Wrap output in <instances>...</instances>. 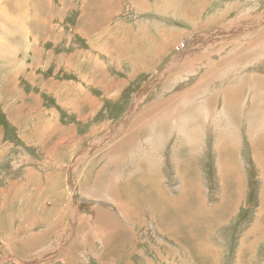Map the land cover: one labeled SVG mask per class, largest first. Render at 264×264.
<instances>
[{
    "label": "rangeland",
    "instance_id": "374dc122",
    "mask_svg": "<svg viewBox=\"0 0 264 264\" xmlns=\"http://www.w3.org/2000/svg\"><path fill=\"white\" fill-rule=\"evenodd\" d=\"M262 27L264 0H0V264H264Z\"/></svg>",
    "mask_w": 264,
    "mask_h": 264
},
{
    "label": "bare ground",
    "instance_id": "6f19581e",
    "mask_svg": "<svg viewBox=\"0 0 264 264\" xmlns=\"http://www.w3.org/2000/svg\"><path fill=\"white\" fill-rule=\"evenodd\" d=\"M218 30H219V29H218ZM220 32H222V31L220 30ZM263 32H264V29H263ZM217 35H218V34H217ZM221 35H222V34H221ZM217 38H218V36H217ZM250 46H251V44H250ZM183 50H184V49H183ZM240 59H241V58H239L238 60H240ZM247 61H248V60H247ZM183 62H184V61H183ZM248 62H249V61H248ZM181 64H182V63H181ZM178 65H180V64H178ZM260 66H261V65H260ZM232 70H233V69H232ZM259 71H260V70H259ZM240 72H242V71H240ZM226 77H227V76H226ZM239 82H240V81H239ZM262 82H263V81H262ZM240 84H241V83H240ZM250 92H251V91H250ZM253 93H254V92H253ZM233 95H234V94H233ZM248 95H249V93H248ZM252 95H253V94H252ZM254 95H255V94H254ZM254 95H253V96H254ZM235 96H236V95H235ZM252 99H254V98H252ZM252 99H250V100H252ZM245 102H246V101H245ZM226 103H227V102H226ZM251 103H253V102H251ZM238 104H239V103H238ZM252 105H253V104H252ZM255 105H256V104H255ZM162 106L164 107V105H162ZM241 106H242V105H241ZM258 106H259V105H258ZM261 106H262V105H261ZM263 106H264V105H263ZM263 106H262V107H263ZM239 107H240V106H239ZM246 107H247V106H246ZM253 107H254V106H253ZM262 107H261V108H262ZM256 108H257V107H256ZM259 108H260V107H259ZM259 108H258V109H259ZM251 109H252V108H251ZM254 109H255V108H254ZM252 110H253V109H252ZM255 110H256V109H255ZM263 110H264V109H263ZM153 111H154V109H153ZM246 111H247V110H246ZM248 111H250V110H248ZM260 111H261V110H260ZM148 113H149V112H148ZM240 113H241V112H240ZM250 114H252V113H250ZM257 114H258V112H257ZM257 114H255V115H257ZM153 115H154V114H153ZM247 115H248V114H247ZM258 115H259V114H258ZM261 115H262V114H261ZM150 116H151V115H150ZM245 116H246V115H245ZM249 116H250V115H249ZM249 116H248V117H249ZM263 116H264V115H263ZM263 116H262V117H263ZM156 117H157V116H156ZM239 117H240V116H239ZM248 117H247V118H248ZM255 117H256V116H255ZM255 117H254V118H255ZM258 117H260V115H259ZM258 117H257V118H258ZM262 117H261V119H262ZM263 118H264V117H263ZM248 119H250V118H248ZM248 119H247V120H248ZM250 120H251V119H250ZM241 121H242V120H241ZM45 122H46V121H45ZM245 122H246V120H245ZM259 123H260V122H259ZM263 124H264V123H263ZM52 125H53V124H52ZM235 128H236V127H235ZM41 134H42V133H41ZM261 134H262V133H261ZM255 137H256V136H255ZM260 137H261V136H260ZM30 140H31V139H30ZM35 140H36V139H35ZM258 140H259V139H258ZM203 142H204V141H203ZM225 142H226V141H225ZM259 142H260V141H259ZM254 144H255V143H254ZM236 145H237V144H236ZM255 145H256V144H255ZM244 146H245V145H244ZM247 148H248V147H247ZM253 148H254V147H253ZM256 149H257V148H256ZM114 150H115V149H114ZM119 150H120V149H119ZM115 154H116V152H115ZM118 154H119V153H118ZM255 157H256V156H255ZM204 158H205V157H204ZM230 160H231V159H230ZM232 161H233V160H232ZM225 163L228 164V161L226 162V160H225ZM186 165H187V164H186ZM262 170H263V169H262ZM263 172H264V171H263ZM190 178H192V177H190ZM186 189H188V188H186ZM186 191H187V190H186ZM260 194H261V193H260ZM223 198H224V197H223ZM161 199H162V198H161ZM185 199H187V198H185ZM188 199H189V198H188ZM195 200H196V199H195ZM187 203H188V201H187ZM190 203H191V201H190ZM188 205H193V204H188ZM194 205H195V204H194ZM194 205H193V206H194ZM196 205H197V204H196ZM262 206L264 207V196H263V199H262ZM192 209H193V208H192ZM261 216H262V215H261ZM192 221H193V220H192ZM196 221H197V220H196ZM256 221H257V220H256ZM102 222H103V221H102ZM197 222H198V221H197ZM169 224H170V223H169ZM194 224H195V223H194ZM196 224H197V223H196ZM256 225H257V224H256ZM193 226L195 227V225H193ZM192 229H193V227H192ZM251 229H252V228H251ZM257 230H258V228H257ZM257 230H255V232H256ZM263 230H264V229H263ZM190 231H191V230H190ZM248 233H250V232H248ZM250 234H251V233H250ZM253 234H255V233H253ZM246 249H247V248H246ZM247 250H248V249H247ZM30 264H31V263H30Z\"/></svg>",
    "mask_w": 264,
    "mask_h": 264
},
{
    "label": "crops",
    "instance_id": "0c3cea01",
    "mask_svg": "<svg viewBox=\"0 0 264 264\" xmlns=\"http://www.w3.org/2000/svg\"><path fill=\"white\" fill-rule=\"evenodd\" d=\"M263 29H264V27H262V29H259V31H258L257 33H259L260 35L262 34V36H264ZM207 36H208V35H207ZM215 37H216V36H214L213 38H214V39H217V38H215ZM209 39H210V41H213V40H212V37H209ZM203 43H204V44L202 45V47L206 45L205 42H203ZM212 43H213V42H212ZM181 50H183V49H181ZM177 51H179V50H177ZM193 56H194V55H191V56L188 57V58H191V57H193ZM176 59H179V58L177 57ZM241 59H242V58H241ZM181 63H182V62H181ZM181 63H180V64H181ZM179 66H180V65H179ZM262 81H264V79H263ZM262 81H261V82H262Z\"/></svg>",
    "mask_w": 264,
    "mask_h": 264
}]
</instances>
